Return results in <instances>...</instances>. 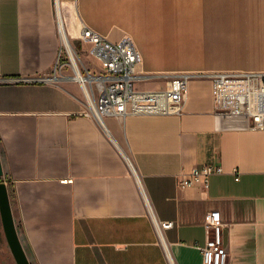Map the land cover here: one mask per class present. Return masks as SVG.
Segmentation results:
<instances>
[{
    "label": "crops",
    "instance_id": "crops-1",
    "mask_svg": "<svg viewBox=\"0 0 264 264\" xmlns=\"http://www.w3.org/2000/svg\"><path fill=\"white\" fill-rule=\"evenodd\" d=\"M59 18L72 51L85 28L133 40L139 91L190 75L183 112L103 129L55 77ZM219 72H264V0H0V182L31 264H203L211 212L228 264H264V132L217 117ZM203 165L222 173L181 188ZM153 220L174 223L163 242ZM0 264H17L1 215Z\"/></svg>",
    "mask_w": 264,
    "mask_h": 264
},
{
    "label": "built area",
    "instance_id": "built-area-1",
    "mask_svg": "<svg viewBox=\"0 0 264 264\" xmlns=\"http://www.w3.org/2000/svg\"><path fill=\"white\" fill-rule=\"evenodd\" d=\"M80 40L90 47L89 53L98 62L99 71L92 72L86 68L83 72L80 69L85 77V81L82 80L71 65L66 46L73 74L64 75L67 64L61 47L55 77L73 80L81 86L86 99L85 114L103 129L104 121L109 117L171 116L183 112L190 75H179L170 80L164 90L139 91L135 88V81L142 56L133 40L126 37L119 43H113L87 28L83 29ZM212 87L217 117L228 120L244 118L248 129L264 132V72L214 73ZM220 173L222 168L219 165L196 167L188 176L179 179V185L183 189L198 184L208 188L210 177ZM153 223L163 242L164 230L173 228L174 223L156 220ZM224 228L219 213L207 215L206 245L197 246L203 256V264H228L230 254L225 245Z\"/></svg>",
    "mask_w": 264,
    "mask_h": 264
},
{
    "label": "water",
    "instance_id": "water-1",
    "mask_svg": "<svg viewBox=\"0 0 264 264\" xmlns=\"http://www.w3.org/2000/svg\"><path fill=\"white\" fill-rule=\"evenodd\" d=\"M4 176L0 158V179ZM0 215L3 223L4 233L10 247L11 253L17 264H31L21 244L17 226L15 223L8 186L0 182Z\"/></svg>",
    "mask_w": 264,
    "mask_h": 264
},
{
    "label": "rangeland",
    "instance_id": "rangeland-1",
    "mask_svg": "<svg viewBox=\"0 0 264 264\" xmlns=\"http://www.w3.org/2000/svg\"><path fill=\"white\" fill-rule=\"evenodd\" d=\"M60 35H61V32H60ZM68 40L72 44V47L75 51L76 57H77L78 62L80 64L81 70L84 72L85 69L87 68V69H91L92 72L99 71L100 66H99L98 62L89 53L90 47L86 44H82V42L80 40L79 41L70 40V38H68ZM61 47L65 51L64 63L67 64L66 68L64 69V74L65 75H72L73 70L70 67V60H69V56L66 52V45H65V41L62 38V35H61Z\"/></svg>",
    "mask_w": 264,
    "mask_h": 264
},
{
    "label": "bare ground",
    "instance_id": "bare-ground-1",
    "mask_svg": "<svg viewBox=\"0 0 264 264\" xmlns=\"http://www.w3.org/2000/svg\"><path fill=\"white\" fill-rule=\"evenodd\" d=\"M59 23H60V31H61V35H62V38H63V40H64L63 28H62L63 26H62V22H61V19H60V18H59ZM64 41H65V44H66L67 49H68V53H69L70 58H71V61H72L71 65L75 68L76 72H79V74H80V78L82 77V80L85 81V77L82 76V74L80 73V69H81V68H80V64H79V62H78V59H77V57H76V54H75L74 49H73V51H72V49L69 47L67 41H66V40H64Z\"/></svg>",
    "mask_w": 264,
    "mask_h": 264
}]
</instances>
